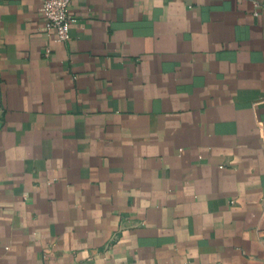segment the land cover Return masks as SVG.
I'll return each mask as SVG.
<instances>
[{"label":"crops","instance_id":"0c3cea01","mask_svg":"<svg viewBox=\"0 0 264 264\" xmlns=\"http://www.w3.org/2000/svg\"><path fill=\"white\" fill-rule=\"evenodd\" d=\"M43 1L0 0V264H264V0H72L63 43Z\"/></svg>","mask_w":264,"mask_h":264},{"label":"built area","instance_id":"2783aa9c","mask_svg":"<svg viewBox=\"0 0 264 264\" xmlns=\"http://www.w3.org/2000/svg\"><path fill=\"white\" fill-rule=\"evenodd\" d=\"M40 12L45 18L43 29L53 34L56 42L63 43L70 38L71 26L76 22L72 0H44Z\"/></svg>","mask_w":264,"mask_h":264}]
</instances>
